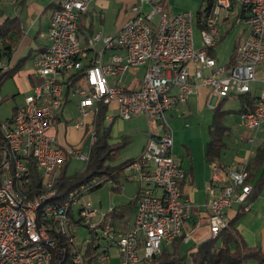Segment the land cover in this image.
<instances>
[{"label": "built area", "instance_id": "built-area-1", "mask_svg": "<svg viewBox=\"0 0 264 264\" xmlns=\"http://www.w3.org/2000/svg\"><path fill=\"white\" fill-rule=\"evenodd\" d=\"M15 1L0 0V4ZM93 1L52 0L45 34L48 44L33 58L36 82L23 101L12 108L10 117L0 120V264H50L53 258L60 261L64 254L58 248V236L71 246L72 264H83L81 249L89 242L98 245L94 261L107 262L110 248L115 247L118 264H151L162 247L177 236L188 239L183 227L192 214L193 203L182 190L185 170L173 155L167 114L176 111L184 119L186 113L181 107L198 86L206 89V103L211 109L226 97L250 92L257 67L264 59V0H216L205 27L199 30V47L193 38L195 15L189 11L171 14L162 0H136L130 16L114 35L102 37L99 31L82 43L77 20ZM231 4L240 5L248 13L247 34L236 46L233 62L218 64L208 51L220 37L219 14ZM99 40L102 49L96 50ZM88 50L94 51L90 58ZM108 50L114 51L104 60ZM2 57L0 53V80L12 67V56ZM135 66H144V72L135 87H127L120 76ZM79 70L80 76L74 79ZM65 89L77 98L81 118L77 126L82 129L100 103H114L120 119L143 115L161 128L126 167L133 172L138 190L133 225L122 234L116 233L110 223L113 208L99 214L86 197L105 177H94L88 184L69 190L62 202H46L54 193L62 164L75 156L86 164L95 140V130L90 127L85 152L83 144L58 145L50 133L65 103ZM11 98L0 95V104ZM211 99L216 105L210 103ZM239 117L250 132L248 140L253 142L256 131L264 125V87L256 96L254 108ZM30 161L35 163L38 182ZM246 164H211L206 204L210 237L226 226L225 214L233 204H240L244 211L250 208ZM75 221L91 232L82 244L76 240Z\"/></svg>", "mask_w": 264, "mask_h": 264}, {"label": "crops", "instance_id": "crops-1", "mask_svg": "<svg viewBox=\"0 0 264 264\" xmlns=\"http://www.w3.org/2000/svg\"><path fill=\"white\" fill-rule=\"evenodd\" d=\"M162 1L165 5V9L171 14H175L180 11H189L193 15H195L197 11L200 9L202 4V0H162ZM51 2H49L45 8H42V7H38L36 0H32V1L29 0L28 3L27 0H16L13 3L15 6H11V10H12L11 12L8 11L5 12L3 8L1 10L2 13L0 15V20L5 16L19 17L20 15L18 14V9L21 12L23 8L27 9L26 11L28 12V16H30V24L27 28L23 26L22 20L19 17L21 21L22 34L16 48L17 55L16 57L14 55V57H12L11 60L12 67L20 63L18 69H21V67L25 65L26 62H28L27 59L30 60L31 70L26 72L25 86H24L25 87L24 92H26V94L30 92L31 84L36 82V76L33 72V58L38 51L42 50L48 44V39L45 35V31H47L48 28L50 11H51ZM115 2L119 4L117 9L119 8L123 11L122 19H120V25H119L120 28L122 24L130 16L131 14L130 7L132 6V4L136 2V0H116ZM106 4H107V0H95L90 4L87 11L80 15L79 20L83 29L82 30L77 29V31H78V37L80 38L82 43H86L87 39H89L94 34V32L92 31V25L89 26L91 21L86 19V17L87 16L93 17L94 14H97L95 16H98L101 19L100 21H102L103 8L105 7ZM143 7L144 9H146V6ZM44 14H46L48 18L45 23H42L41 17ZM247 15L248 13L245 11V9L237 4H231L226 9L221 10L218 19V27H219L221 39L218 40V42L214 46L215 56H216V49L220 41L223 39V37L227 34L233 35L230 57L227 62L222 64H229L235 45H238L245 38L247 34V24L245 22V18L247 17ZM99 31L102 33L101 30ZM223 33H225L224 36ZM26 45H27L26 47L27 50L25 53L21 51V48L22 46H26ZM114 50L118 51L116 49ZM114 50L105 51L103 55V59L106 60L108 56L111 54V51ZM93 55H94V51L88 50V57L90 58ZM83 62L86 63L87 59H83ZM143 72H144V66L132 67V69H129L120 76L121 83L127 87L133 88L137 85V82L140 80ZM13 75L14 74H12L11 77ZM250 87H251L250 94L252 97H256L259 91L261 90V88L264 87V59L258 65L256 71V80L251 83ZM66 91L67 89H65V95L67 96L65 99V103L61 111L57 114L54 127L51 129L50 133L55 135L56 141L60 146L68 147V146L83 144V148H84L88 144L87 141L88 135L84 137V133H86V130H89L90 127H93V123L91 121L92 117L86 118L85 121L87 122L85 124L84 129L77 126V124H79L78 116L75 117V120L72 123L73 125L69 124L68 123L69 120L68 118L65 117V113L67 112V110L78 112V106H77V98L67 94ZM206 94H207L206 89L198 86L196 88V91L188 98L185 105L181 107V110H183L186 113V117L184 118L185 123L183 124L184 128H188L190 126L189 123L187 122V119L191 118V116L193 115L194 112L193 106H196L198 108H206L211 111L213 110V108L211 109L207 106ZM233 97L235 96H230L226 99L225 101L226 108H228L226 104L227 101H229V99ZM13 98H14V94H12L11 99ZM212 100L213 99H211V101ZM16 104L19 103H15L14 106ZM214 105H216L215 100H214ZM239 108H240V103L238 100L237 109ZM233 113H235L237 116V120L236 119L234 120L236 121L237 124H233V123L231 124L225 122V119L227 118L228 115L225 116L224 123L228 126L229 129L227 131L228 135L224 139L225 147L221 151L218 163L223 165H230V166H240L250 162L253 159L256 148L264 141V125L258 131H256L255 140L253 142H250L248 140L250 136V132L243 127L239 114L236 112ZM136 117H144V116L135 115L129 119H133ZM168 117H169V121H173L175 119L180 118L177 116L176 111H170L168 113ZM118 119L119 118L116 113L115 104L111 103L109 106H107V110L104 118V124L105 126H110V130L112 132V128L116 125V123H118L117 122ZM146 121H147V128L144 129L146 134L144 135V139L141 143L140 152L143 146L145 145V143L147 142V140L152 136L158 135L161 130L160 126L157 123L148 121L147 119ZM227 138L233 139L232 148L228 147L229 141H227ZM208 140H209V134L205 141L203 157L201 156H198L197 158L194 157L190 152V148L184 143H183L184 145H183L182 153L179 156L178 163L185 170V178L181 181L182 190L184 194L187 195L193 203L192 214L186 220L183 227V232L189 233V238L181 240L180 254H184L187 251L190 252L194 251L202 242L211 238L208 228V210L206 208V204L209 199V196L207 194V189L211 177V164H209L205 159V149ZM109 141L113 143L119 141V139L117 138L114 139L113 135H111ZM228 148L231 149L230 151H232L230 155L227 154V151L225 152V150H228ZM125 181L132 182V184L133 183L137 184L135 178L133 177V172L129 169L128 171L124 172V177L121 178L119 183L117 184L114 183V185L116 186L115 190H119V188L121 189ZM136 184L135 186L132 185L133 186L132 188L134 187L135 188L130 191L132 192V194L128 195V201H123V202L120 201V203H117V205L116 204L112 206L108 205L106 207H103V203L99 201L96 207L99 210V214L105 213L114 207H119L121 205L129 203L130 201H134L135 195L138 190V184L137 185ZM88 200L90 201L89 197ZM236 207H237L236 204H233L230 208H228L226 212L228 217L231 218L234 216V214L236 213ZM134 214H135V205L128 214V225L126 227V230L132 227L134 221ZM235 227L238 230L239 234L241 235L246 246L250 248L256 247L260 249L262 252H264V185L262 186L260 193L256 195L253 201L251 202L250 208L238 217V219L235 222ZM187 257H189L192 260L189 254H187ZM118 262H119V254L116 250L114 254H110V258L104 264H118ZM245 264H257V262L254 259H248Z\"/></svg>", "mask_w": 264, "mask_h": 264}, {"label": "trees", "instance_id": "trees-1", "mask_svg": "<svg viewBox=\"0 0 264 264\" xmlns=\"http://www.w3.org/2000/svg\"><path fill=\"white\" fill-rule=\"evenodd\" d=\"M215 3L216 0H202L201 7L195 14L194 26L198 30L205 27V21L212 14ZM52 6L53 3L51 2V8ZM1 10L2 8L0 9V15L2 13ZM79 19L77 20V29L82 30L83 28ZM89 26H91V23ZM21 34V21L18 16H5L0 20V53L2 56H5L7 59L11 58L12 49L18 44ZM220 39L221 36L219 37ZM236 46L234 47L229 64L233 62ZM208 53L215 58L214 47H211ZM19 64L10 68L2 76L0 83L3 78L11 77L18 69ZM80 73L81 70L75 72L74 79L78 78ZM66 93H68V90ZM227 98L220 100L212 110V119L208 126L209 140L205 149V159L209 164L216 163L223 165L218 162L221 151L225 147L224 139L228 135L227 131L229 129L224 123V119L227 114L232 112L231 109L225 107ZM237 98L240 108L235 111L236 113L240 114L243 111L254 108L256 97H252L250 92L238 94ZM106 110L107 105L100 103L97 113L91 118L95 130V140L91 144L88 161L84 168L79 172L66 174L65 167L70 160V158H67L58 172L53 186L54 193L46 200L47 203L64 201L69 190L82 184H88L94 177H105V179L102 183L94 186L92 190L102 186L105 181L109 180L117 184L120 182L122 176L124 177L123 171L126 165L133 159H128L114 165L110 163L116 160L118 151L125 146L127 140L123 137L122 140L117 142L112 143L109 141L111 138L110 126H105L104 124ZM88 132L86 130L84 137L88 135ZM29 165L34 178H36V182H38L35 163L30 161ZM246 171L247 177L245 183L251 184V191L248 194L247 200L252 202L264 185V141L256 148L253 159L246 164ZM112 188L116 189V186L114 185ZM134 205L135 199L113 208L110 214V223L114 225L116 233L122 234L126 230L128 214ZM236 206V213L233 217L230 218L225 214L227 220L226 226L214 237L202 242L194 251L180 254V243L183 239V235H180L170 245L163 246L161 253L151 260V264H184L187 254L191 256L194 264H245L248 259L256 260L257 264H263L264 252L256 247L250 248L246 246L235 227L236 220L245 212L240 204H236ZM75 222L77 225H80L79 221ZM58 240V248L64 254V257L60 261L53 258L50 264H72L70 260V255L72 254L71 246L62 237L58 236ZM81 250L84 260L83 264H92L97 254L98 245L92 242L85 243Z\"/></svg>", "mask_w": 264, "mask_h": 264}, {"label": "rangeland", "instance_id": "rangeland-1", "mask_svg": "<svg viewBox=\"0 0 264 264\" xmlns=\"http://www.w3.org/2000/svg\"><path fill=\"white\" fill-rule=\"evenodd\" d=\"M32 1V0H30ZM38 7L45 8L49 2L52 0H36ZM116 0H107V4L103 8V18L102 21L98 16H95L97 14H94L93 17H86L89 21H91L92 25V31L94 34L101 30L102 31V37H105L107 35H114L120 25V19H122L123 11L121 9H117L119 4L115 2ZM29 0H27V3ZM11 6H15L14 4L7 2L0 4V9L3 8L4 11L11 12ZM27 9L23 8L22 11L18 9V14L20 15V19L22 20L23 26L27 28L30 24V16H28ZM95 12V10H94ZM32 13V12H31ZM34 16V15H33ZM47 15L44 14L41 17V22L45 23L47 21ZM223 31V28H222ZM46 34V31H45ZM225 33H223L224 36ZM232 34H227L223 37V39L220 41L217 49H216V56L215 59L217 60L218 64H222L228 61L231 53V45H232ZM193 38L194 43L196 47L200 46L201 36L199 30L194 26L193 28ZM16 44L14 48L12 49L11 56L16 57ZM27 45L22 46L21 51L26 53ZM95 48L97 50L102 49V42L99 40L95 43ZM20 51V54H21ZM4 59V56L2 57ZM28 62L25 63L21 67V69H18L17 72L14 73L12 77L3 78L1 81L2 83L0 86V95L4 98H6L9 95L14 94L13 99H7L4 102L0 104V120L3 121L6 118L10 117L12 113V108L15 103H20L24 96L26 95V92H24V86H25V78H26V72L31 70V63L30 60L27 59ZM132 69V68H130ZM5 79V80H4ZM211 104L214 105V99L211 101ZM227 106L229 109H231L232 112L227 114V118L225 119V122L237 124L235 119L237 120V116L235 113L238 106V98L235 96L229 101H227ZM193 115L191 118L187 119V122L189 123L188 128H184L183 124L185 123V120L181 117L178 119H175L173 121H169V117L167 116L170 128L172 129V139H173V155L177 162H179V156L182 153L183 145H187L190 148V152L194 157L201 156L203 157L204 154V146L205 141L208 137V125L211 122L212 114L213 112L206 108H198L196 106H193ZM168 115V114H167ZM78 116V121L80 120L79 113L75 111H69L65 113V117L68 118V123L73 125V121L75 120V117ZM235 116V117H234ZM179 117V116H178ZM232 121V122H231ZM118 123L112 128V132L110 130V136L113 135L114 139L117 138L122 140L123 137L126 138L127 143L124 147H122L117 154L116 160L113 162H110L112 165L126 161L128 159H136L140 154L141 149V143L144 139V135L146 134L145 128H147V121L144 117H136L133 119H118ZM230 124V125H231ZM129 136V138H128ZM129 139V142H128ZM228 147L232 148L233 139H228ZM184 143V144H183ZM225 150L227 151V154L230 155L232 151L231 149ZM88 147L85 146L84 150L87 151ZM84 161L81 160L79 157H72L68 164L65 167L66 174H73L76 172L81 171L84 168ZM128 165V164H127ZM126 165V167H127ZM125 167V171H128ZM61 168V167H60ZM59 168V170H60ZM58 170V172H59ZM57 172V174H58ZM124 174V173H123ZM123 178V176H122ZM132 182L125 181L123 183V186L119 190H115L112 187L114 186V183L112 181H105L102 186L92 190L89 194H87V199L89 197L91 204L95 207H97L98 202L101 201L103 203V207H106L108 205H117V203L128 201V195H131L132 192H130L133 186L135 184ZM137 185V184H136ZM73 213L76 215L77 210V204H73ZM75 236L76 240L79 244L84 243L90 238V231L89 229L84 225H77L75 228ZM116 252L115 247L110 248V254H114ZM92 264H104L100 261L95 260ZM184 264H194V262L187 257Z\"/></svg>", "mask_w": 264, "mask_h": 264}]
</instances>
